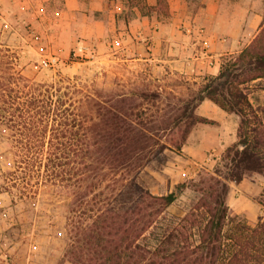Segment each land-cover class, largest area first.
Here are the masks:
<instances>
[{
    "label": "trees",
    "instance_id": "trees-1",
    "mask_svg": "<svg viewBox=\"0 0 264 264\" xmlns=\"http://www.w3.org/2000/svg\"><path fill=\"white\" fill-rule=\"evenodd\" d=\"M149 7L169 10L167 0ZM2 65L7 71L8 62ZM258 79L264 21L217 76L188 87L187 96L171 92L172 108L160 114L146 107L162 100L159 88L107 91L104 79L21 85L0 74V138L8 126L21 153L0 170L12 177L4 189L21 199L36 200L40 192L61 197L70 225L63 253L74 264H264V221L251 226L227 203L231 182L259 175L264 183V118L244 90ZM12 84L23 98L5 94ZM206 99L239 117L238 141L224 150L221 165L190 180L196 196L182 217L172 216L168 208L189 185L157 195L139 174L166 149L180 150L198 123H214L197 113ZM258 201L264 206V185Z\"/></svg>",
    "mask_w": 264,
    "mask_h": 264
},
{
    "label": "rangeland",
    "instance_id": "rangeland-1",
    "mask_svg": "<svg viewBox=\"0 0 264 264\" xmlns=\"http://www.w3.org/2000/svg\"><path fill=\"white\" fill-rule=\"evenodd\" d=\"M205 1L184 0L188 17H196L200 22L201 4ZM149 2L141 0L139 5H133L128 0H118L122 11L114 24L112 15L116 2L109 14V11L91 13L87 0H80V7L75 13L66 12L65 0H0V62H8L7 71L2 65L0 74L8 81L20 82L18 84L21 85L58 79L82 84L104 79L107 91L127 90L132 86L149 90L159 88L162 100L146 107L155 114L157 111L159 114L168 112L172 105L166 98H172L173 94L187 96L188 87L197 86L176 84L183 82L179 79H176L177 82H158L152 77L150 65L145 62H105L107 59L115 60L113 52L119 45L116 29L123 27L124 22L144 15L164 20L169 15L168 9H152ZM218 9L222 14L220 30L224 32L237 26L247 42L255 38L264 21V0H218ZM108 15L111 18L108 35L90 38L84 35V27L92 18L99 20ZM244 90L264 118V79L246 84ZM5 94L24 96L22 88L16 84L6 88ZM4 131L3 138H0L2 173L13 166V159H21L15 142L18 137L8 126ZM180 152L181 149H166L139 174V181L157 195L173 192L181 183L189 185L178 193L176 202L167 210L169 215L176 217L185 214L196 196L190 188V180L221 165L224 150L208 155L212 156L211 161L194 165L183 163ZM11 178L0 173V193L5 196L1 198L0 221L5 223L3 230L7 240L17 243L22 254L30 255L36 264H74L63 253L70 225L66 223L64 209L59 206L63 202L61 197L40 192L36 194V200L28 197L21 199L18 191L7 192L4 189Z\"/></svg>",
    "mask_w": 264,
    "mask_h": 264
},
{
    "label": "crops",
    "instance_id": "crops-1",
    "mask_svg": "<svg viewBox=\"0 0 264 264\" xmlns=\"http://www.w3.org/2000/svg\"><path fill=\"white\" fill-rule=\"evenodd\" d=\"M87 1L91 13L109 11V14L111 6L116 2L112 16L114 24L118 22L117 18L122 11L121 5L117 4L118 0ZM149 1L151 6L156 4V0ZM167 2L169 15L164 20L144 15L124 22L123 27L117 28L119 45L113 52L115 60L107 59L105 62H145L150 65L152 77L158 82L179 79L183 82L176 84L199 86L207 77L220 73L225 56L241 52L251 42L245 40L237 26L224 32L220 30L222 14L218 9V0L204 2L200 22L196 17H188L184 0ZM79 7L80 0H65L66 12L75 13ZM84 29V35L88 38L109 34L111 18L109 15L99 20L92 18ZM197 113L214 123H198L181 148L179 157L184 159L183 163L190 165L205 162L208 155H216L233 146L239 126L236 114L226 112L208 99L200 104ZM230 185L227 198L230 209L251 226L264 221V206L258 201L264 185L263 178L259 175L247 176ZM1 198H5L3 193H0V206ZM3 228L5 223L2 220L0 264H36L30 255L22 254L17 243L7 240Z\"/></svg>",
    "mask_w": 264,
    "mask_h": 264
},
{
    "label": "built area",
    "instance_id": "built-area-1",
    "mask_svg": "<svg viewBox=\"0 0 264 264\" xmlns=\"http://www.w3.org/2000/svg\"><path fill=\"white\" fill-rule=\"evenodd\" d=\"M211 157L212 156H208L207 159H206V162L211 161V159H212Z\"/></svg>",
    "mask_w": 264,
    "mask_h": 264
}]
</instances>
